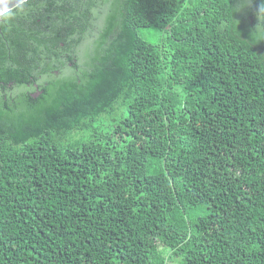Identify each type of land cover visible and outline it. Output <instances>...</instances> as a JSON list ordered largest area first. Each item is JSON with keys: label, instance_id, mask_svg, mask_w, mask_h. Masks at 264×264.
I'll return each instance as SVG.
<instances>
[{"label": "trees", "instance_id": "16d2710c", "mask_svg": "<svg viewBox=\"0 0 264 264\" xmlns=\"http://www.w3.org/2000/svg\"><path fill=\"white\" fill-rule=\"evenodd\" d=\"M175 257L264 264V0L2 13L0 264Z\"/></svg>", "mask_w": 264, "mask_h": 264}, {"label": "water", "instance_id": "95a60500", "mask_svg": "<svg viewBox=\"0 0 264 264\" xmlns=\"http://www.w3.org/2000/svg\"><path fill=\"white\" fill-rule=\"evenodd\" d=\"M25 0H0V15Z\"/></svg>", "mask_w": 264, "mask_h": 264}, {"label": "rangeland", "instance_id": "374dc122", "mask_svg": "<svg viewBox=\"0 0 264 264\" xmlns=\"http://www.w3.org/2000/svg\"><path fill=\"white\" fill-rule=\"evenodd\" d=\"M177 261H179V257H175L171 262L168 264H177Z\"/></svg>", "mask_w": 264, "mask_h": 264}, {"label": "flooded vegetation", "instance_id": "af4514ba", "mask_svg": "<svg viewBox=\"0 0 264 264\" xmlns=\"http://www.w3.org/2000/svg\"><path fill=\"white\" fill-rule=\"evenodd\" d=\"M72 64L69 63V66H71ZM56 73H58V71H55ZM39 92H34L33 95H37Z\"/></svg>", "mask_w": 264, "mask_h": 264}]
</instances>
